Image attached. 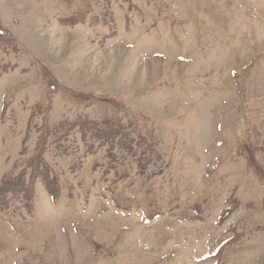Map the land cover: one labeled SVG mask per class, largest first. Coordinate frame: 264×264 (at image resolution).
I'll list each match as a JSON object with an SVG mask.
<instances>
[{"label":"rangeland","instance_id":"374dc122","mask_svg":"<svg viewBox=\"0 0 264 264\" xmlns=\"http://www.w3.org/2000/svg\"><path fill=\"white\" fill-rule=\"evenodd\" d=\"M0 264H264V0H0Z\"/></svg>","mask_w":264,"mask_h":264},{"label":"trees","instance_id":"16d2710c","mask_svg":"<svg viewBox=\"0 0 264 264\" xmlns=\"http://www.w3.org/2000/svg\"><path fill=\"white\" fill-rule=\"evenodd\" d=\"M60 1H63L64 3L68 4L70 2H73V1H77V0H60ZM78 1H85V0H78Z\"/></svg>","mask_w":264,"mask_h":264}]
</instances>
